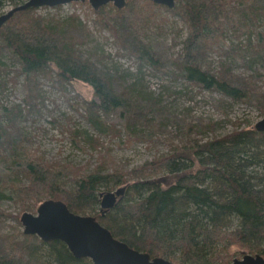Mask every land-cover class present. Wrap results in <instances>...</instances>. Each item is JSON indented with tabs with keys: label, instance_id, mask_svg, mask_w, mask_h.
<instances>
[{
	"label": "trees",
	"instance_id": "1",
	"mask_svg": "<svg viewBox=\"0 0 264 264\" xmlns=\"http://www.w3.org/2000/svg\"><path fill=\"white\" fill-rule=\"evenodd\" d=\"M22 1L0 0V9ZM160 7L151 0H126L122 8L106 4L94 12L119 46L159 70L162 65L140 34L141 22L153 19ZM166 10L177 14L187 28L175 60L180 74L229 98L252 102L249 91L230 83L226 64L220 60L215 70L203 67L201 61L209 52L219 51L228 29L247 32L245 43L235 46L234 54L264 59V0H177L174 8ZM76 19V14H70L68 21ZM66 23L43 17L30 7L17 11L0 28V55L9 53L18 65V75H24L26 105L36 96L38 76L60 85L82 80L94 93L84 106V116L98 134L88 137L67 127L75 143L83 142L98 152L90 170L87 164L46 162L38 154L21 152L19 146L15 155L12 133L0 122V153L12 163L18 157L20 165L18 184L11 190L22 201L21 211L29 209L26 201L35 205L47 198L61 200L74 213L92 215L128 246L174 264L228 263L236 256L231 251L234 246L264 257V132L254 126L234 129L124 168L110 157V148L100 139L101 135L121 137V129L104 116L117 109L125 113L129 143L135 137L133 119L149 107L134 108L115 92L112 74L80 50L83 40L67 33ZM28 107L18 105V116L28 113ZM0 183L2 201L8 194L7 186ZM122 185L123 196L102 214L99 193ZM0 264L93 263L74 257L60 240L43 241L23 233L18 244L0 243Z\"/></svg>",
	"mask_w": 264,
	"mask_h": 264
},
{
	"label": "rangeland",
	"instance_id": "2",
	"mask_svg": "<svg viewBox=\"0 0 264 264\" xmlns=\"http://www.w3.org/2000/svg\"><path fill=\"white\" fill-rule=\"evenodd\" d=\"M176 3L177 0L175 6ZM11 6L4 5L0 14ZM166 8L160 7L155 10L153 19L141 22V41L155 52L162 65L159 70L119 46L109 30L99 24L88 0L36 8V13L43 17L66 20V32L83 40L80 50L89 55L98 68L112 74V86L117 94L127 98L134 108L149 107L145 112L139 109L133 119L135 137L129 143L125 141V113L117 109L104 116L107 122L121 129V137L101 135L100 139L110 148V157L126 169L166 156L177 147L194 146L234 129L251 128L264 116V59L245 53L234 54L235 46L245 43L247 32L228 29L219 51L209 52L201 64L216 70L221 60L227 65L226 77L230 83L249 91L252 102L229 98L190 82L180 74L175 60L181 53L187 28L177 14H170ZM70 14H76L77 19L69 22ZM34 89L36 96L26 105L24 75H18L16 61L3 52L0 55V122L12 133L13 153L18 155L19 146L21 152L38 154L49 163L87 164L88 170L92 169L98 152L83 142L75 143L67 129L84 131L88 137L98 134L84 116V106L94 98L91 85L82 80L60 85L58 81L38 76ZM18 105L29 106V112L18 116ZM6 154L10 153L6 151ZM16 158L12 163V159L7 160L4 153H0V181L7 186L8 194L0 201V243L6 247L20 243L23 238L19 219L23 204L11 190L13 184H18L20 165ZM25 203L29 209L24 211L36 214L39 203ZM231 251L235 252L234 258L247 253L238 246Z\"/></svg>",
	"mask_w": 264,
	"mask_h": 264
},
{
	"label": "water",
	"instance_id": "3",
	"mask_svg": "<svg viewBox=\"0 0 264 264\" xmlns=\"http://www.w3.org/2000/svg\"><path fill=\"white\" fill-rule=\"evenodd\" d=\"M71 1L84 0H24L0 14V28L17 11L30 7L55 6ZM151 1L170 9L175 7V0ZM88 2L95 10L109 2L116 8L126 5V0H88ZM254 127L264 132V116L255 123ZM124 190L125 185H122L114 190L99 193L102 214L118 202ZM19 219L23 225V233L36 235L43 241L60 240L74 257L89 258L93 264H174L165 257H151L147 252L128 246L115 238L110 230L92 215L74 213L61 200L44 199L38 204L36 214L24 211ZM216 264H264V257L259 253H244L240 258H234L228 263Z\"/></svg>",
	"mask_w": 264,
	"mask_h": 264
},
{
	"label": "bare ground",
	"instance_id": "4",
	"mask_svg": "<svg viewBox=\"0 0 264 264\" xmlns=\"http://www.w3.org/2000/svg\"><path fill=\"white\" fill-rule=\"evenodd\" d=\"M14 6H16V5H14ZM15 13H16V12H15ZM15 13H14V14H15ZM14 14H13V15H14ZM13 15H12V16H13ZM12 16H11V17H12Z\"/></svg>",
	"mask_w": 264,
	"mask_h": 264
}]
</instances>
